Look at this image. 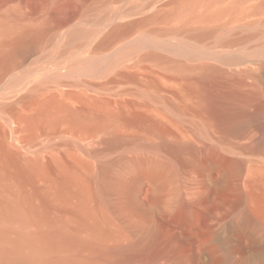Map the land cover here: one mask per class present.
<instances>
[{"label":"bare ground","instance_id":"obj_1","mask_svg":"<svg viewBox=\"0 0 264 264\" xmlns=\"http://www.w3.org/2000/svg\"><path fill=\"white\" fill-rule=\"evenodd\" d=\"M162 1L0 0V264H264V96L190 44L245 0ZM184 168L213 186L167 202Z\"/></svg>","mask_w":264,"mask_h":264},{"label":"rangeland","instance_id":"obj_2","mask_svg":"<svg viewBox=\"0 0 264 264\" xmlns=\"http://www.w3.org/2000/svg\"><path fill=\"white\" fill-rule=\"evenodd\" d=\"M162 1V0H161ZM167 0H163L162 3L157 4V8L162 11H166L167 7L164 6V2ZM231 0H226L225 3H229ZM258 0H245L240 5V8L234 13V16L230 19V21L226 24L227 32L232 38L231 42H221L218 40L217 36H212L206 38L202 41H195L190 38V44L196 46L197 48L205 50L211 58L221 57L223 55H234L238 56L241 60V65L239 66L241 69L245 67H249L253 70V75L246 77L244 85L241 87L243 92H254L256 90L260 91V93L264 96V24L260 28H256L253 36H249V30L244 26L248 23L264 20V13L259 14H248V10L256 5ZM155 7L150 8L146 13L151 12ZM142 14H137L132 18H138ZM259 15V16H258ZM263 22V21H261ZM259 22V23H261ZM252 30V31H253ZM251 32V31H250ZM253 33V32H251ZM247 36V37H246ZM248 39H246V38ZM166 38V39H165ZM163 37L169 43L177 42L176 36H167ZM158 54L165 56L173 62H181L186 65H190V58L187 56L170 53L163 49L157 50ZM212 63L219 65L218 62L211 60ZM224 82V85H223ZM222 83V84H221ZM225 80L220 81L219 87L228 88L230 86L229 83ZM234 107L242 108L248 113H255L257 106L253 102H236L233 103ZM183 120V121H182ZM181 122H176L172 124V128L174 130L182 131L183 133L190 134V120L182 119ZM175 126V127H173ZM190 136V135H189ZM185 169V168H184ZM183 169V173H181V178L179 184L176 182L168 184L166 187L164 194V200L167 202H176L178 199L182 198L184 200L190 201L194 194L196 193H206L209 188L213 186V181L209 176L202 175L198 171L193 168ZM214 177H219L217 172L214 173ZM140 194H142L141 199L144 201H148V196L151 193V185L149 182H143L139 187Z\"/></svg>","mask_w":264,"mask_h":264}]
</instances>
